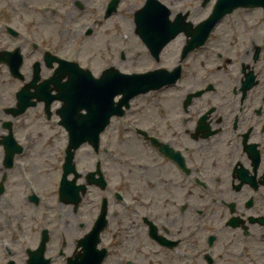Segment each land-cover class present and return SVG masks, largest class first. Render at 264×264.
<instances>
[{"label": "flooded vegetation", "instance_id": "af4514ba", "mask_svg": "<svg viewBox=\"0 0 264 264\" xmlns=\"http://www.w3.org/2000/svg\"><path fill=\"white\" fill-rule=\"evenodd\" d=\"M232 16L231 21L226 17L217 24L206 44L191 51L183 64L195 91L210 89L191 104L185 105L183 101L174 104L173 116H164L163 111L158 119H148L144 126L148 135L144 148L150 186L158 191L179 187L174 196H197L210 202L200 214L204 226L230 220L233 215L228 206L235 205L234 213L244 223L236 230L222 226L224 235L232 232L224 248L234 247L243 253L254 252L255 244L264 243V227L248 221L252 216L264 217V9L238 10ZM190 18L194 22L202 19ZM198 36L195 30L189 31V36L178 35L182 37L181 44L174 43L172 52L178 53L190 38ZM152 138L183 158L186 174L177 168L176 161L159 154ZM248 202L252 203L251 207ZM117 210L123 222L119 227L110 223L103 239L108 243L110 264H198L202 252L195 257L191 234H187L185 242L179 237L178 215L170 218L155 212L153 217L160 235L181 240L171 251L149 240L143 218L125 219L124 206L119 205ZM115 217L118 214L112 210L109 219ZM244 227L248 229L247 236ZM235 231L244 239L237 238ZM69 232L74 235L77 231ZM146 239L148 251H145ZM121 241L129 242L124 254L131 259L124 263L114 252ZM149 251L150 258L146 261Z\"/></svg>", "mask_w": 264, "mask_h": 264}, {"label": "rangeland", "instance_id": "374dc122", "mask_svg": "<svg viewBox=\"0 0 264 264\" xmlns=\"http://www.w3.org/2000/svg\"><path fill=\"white\" fill-rule=\"evenodd\" d=\"M77 1L81 2L85 7L84 10H80L78 5H76ZM110 0H0V16L4 19V21L12 23L14 26L17 27L18 30L22 33V36L28 35L32 41H38L43 44L49 46L50 48L53 47V40H56L58 32V28L61 25V37L58 36L57 42L61 44L62 48L53 50L54 53L61 52L66 57H70L73 49L76 47V42L83 41L84 51L82 53L83 62L85 63L88 59L89 55L92 52H98L99 49L104 47L106 44L109 43L110 45H117L123 46V40L127 41L128 48L136 49L138 46V40L136 37L133 36V5L136 0H122L121 6L119 7V11L113 15L110 19L104 21L103 16L105 13V6ZM52 5L58 6L57 12L53 11H45L43 10L45 5ZM201 11V10H200ZM95 20V24L93 26L92 35L89 38H82L78 34L79 31ZM2 21V23H5ZM8 23V24H9ZM93 25V24H92ZM5 27L0 25V52L3 49L12 50L13 43H11L10 39L4 33ZM181 38H179V42H181ZM32 41H29V46L27 47L26 51H33L31 48ZM10 46V47H8ZM55 49V48H54ZM103 49V48H102ZM142 54H138V62H135L133 66L146 67L144 65L147 57L144 56L141 59ZM32 59L35 60L36 58L41 57V52H36L35 55H31ZM149 63V61H148ZM85 65V64H83ZM105 66L104 57H98L93 60V70L97 73L101 70L102 67ZM131 68V67H130ZM44 69V68H43ZM45 70V69H44ZM49 70H45V73H49ZM8 71L4 66H0V82L7 80ZM3 86V85H2ZM5 87V86H3ZM4 91V90H3ZM2 91V92H3ZM185 93V92H183ZM172 93H168V98H170ZM166 95V97H167ZM176 94H173V98H171L167 104H172L173 99ZM177 98V97H175ZM140 105V103H138ZM151 106H154V104ZM150 109H152L150 107ZM152 113H149L145 110L137 109L135 113L132 115V119L135 121L141 122L142 119H146L148 117H158V110H152ZM26 120L27 127L25 128L26 131L24 135L26 136L27 131H35L36 136L41 135L37 138L35 143H32L28 137L24 141L25 145L28 142H31V148L29 149V153H39L42 148L46 150H50L51 147V159L43 161L40 154H36V157H32L33 161L30 158V155L25 156V160L28 162L30 166H37V169L43 170V173L47 169L54 168L57 165V160L60 158L62 153V145L60 144L59 138L50 146L45 144L49 133H52L49 129L51 127L55 128V130H59L54 124H46L44 120L41 118V121H36V114L34 110H31L27 113L26 117L23 118ZM137 122V123H139ZM136 123V124H137ZM119 128V124L115 122V125L107 131V134L104 137L103 144L105 145L106 138L110 137H119L121 140V144L116 142L115 147L119 145L125 146V151L130 152V147L132 148V144H134L135 138L132 132H125L124 128L122 132ZM120 153V150H119ZM145 153V152H144ZM143 152H140L142 157L144 156ZM77 166L79 167L81 172L91 169L92 161L94 156L90 154L88 147H84L79 153H77ZM144 158V157H143ZM147 155L145 153V158L143 160V164L146 163ZM129 161L131 167H133V159L132 156H129ZM146 165V164H145ZM135 169V168H134ZM36 178L39 180L42 173L35 170ZM116 174V173H114ZM146 174V173H144ZM117 176V175H116ZM118 179V176L116 177ZM40 183V182H39ZM126 185L130 184V180L125 182ZM16 188H18L17 183H14ZM40 189L46 192H50L47 187V183L44 184L43 182L40 183ZM150 196V192H148V197ZM147 197V196H144ZM150 198V197H149ZM16 200V199H15ZM186 202V206H188L184 218L180 217L181 220L178 223V227H180V231L182 232L183 236H187L188 231L193 230L192 239L193 243L197 244L201 241V238L205 234V228H203L202 223L196 215L198 209H203L207 204L206 201L200 200L197 196L196 198L191 197H182V205ZM192 204H197L196 209H192ZM65 210L68 213L69 208L65 206ZM28 209H25L24 206L20 208L12 209L10 204H6L3 202L0 204V230L3 227V221L10 215V216H22L23 218L26 217L24 214L27 212ZM51 214L53 212H50ZM180 225V226H179ZM5 226V225H4ZM6 229V227H5ZM5 231L0 232V236L4 235ZM185 240V239H184ZM186 241V240H185ZM223 253V249L220 247L217 249V254ZM129 258V257H128ZM128 258H124L128 260ZM150 258V254L147 253L146 261ZM164 264H171L165 263ZM138 264V262H135ZM198 264H203L201 261ZM236 264H243V263H236Z\"/></svg>", "mask_w": 264, "mask_h": 264}, {"label": "water", "instance_id": "95a60500", "mask_svg": "<svg viewBox=\"0 0 264 264\" xmlns=\"http://www.w3.org/2000/svg\"><path fill=\"white\" fill-rule=\"evenodd\" d=\"M231 8V5H229L228 7H227V9H230ZM221 8L219 7L218 8V10H220ZM218 12V11H217Z\"/></svg>", "mask_w": 264, "mask_h": 264}, {"label": "bare ground", "instance_id": "6f19581e", "mask_svg": "<svg viewBox=\"0 0 264 264\" xmlns=\"http://www.w3.org/2000/svg\"><path fill=\"white\" fill-rule=\"evenodd\" d=\"M45 154V153H44Z\"/></svg>", "mask_w": 264, "mask_h": 264}]
</instances>
